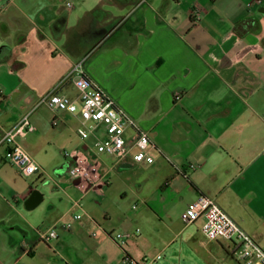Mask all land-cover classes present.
<instances>
[{
  "label": "crops",
  "instance_id": "obj_1",
  "mask_svg": "<svg viewBox=\"0 0 264 264\" xmlns=\"http://www.w3.org/2000/svg\"><path fill=\"white\" fill-rule=\"evenodd\" d=\"M83 57L88 75L149 133L152 163L96 153L77 119L43 101L54 89L78 96L68 74ZM26 114L34 129L17 140L44 175L21 174L0 147V264L58 252L60 241L41 233L70 231L75 200L82 208L121 170L149 174L139 191L129 187L131 198L175 236L182 210L203 192L264 246V0H0V136ZM75 148L98 162L101 181L86 192L69 176L65 150ZM73 220L97 222L89 213ZM210 241L234 259L230 241Z\"/></svg>",
  "mask_w": 264,
  "mask_h": 264
},
{
  "label": "built area",
  "instance_id": "obj_2",
  "mask_svg": "<svg viewBox=\"0 0 264 264\" xmlns=\"http://www.w3.org/2000/svg\"><path fill=\"white\" fill-rule=\"evenodd\" d=\"M199 18V13H196ZM197 18V19H198ZM86 57L79 59L72 67L68 78L73 79L79 93L76 98L54 89L43 101L56 113L65 112L77 119L76 133L82 140L93 139V150L98 153L112 154L119 161L131 157L135 162L152 163V141L146 130L140 129L133 117L123 110L116 99L93 80L85 70ZM176 97H180L177 94ZM54 122H58L55 116ZM34 129L26 114L16 125L7 129L0 136V147L4 154L21 174L44 173L38 161L17 140ZM133 129V132H129ZM65 155L73 160L69 167V176L84 192L95 188L101 181L98 162H91L89 154L82 148L65 150ZM193 167V165H191ZM187 175L185 171H182ZM75 206L81 208V201L75 200ZM136 207V206H134ZM80 212L73 214L74 219H81ZM185 224L202 220L201 231L209 240H226L233 244L232 256L236 264H264V246L247 232L212 196L199 193L181 212ZM65 229L72 227V221L64 223ZM136 231H110L108 234L120 245L125 246ZM96 231L92 233L95 235ZM56 226L41 233L44 241L58 238ZM161 258L158 253L153 257L144 256L134 259L125 254L123 264H156Z\"/></svg>",
  "mask_w": 264,
  "mask_h": 264
},
{
  "label": "rangeland",
  "instance_id": "obj_3",
  "mask_svg": "<svg viewBox=\"0 0 264 264\" xmlns=\"http://www.w3.org/2000/svg\"><path fill=\"white\" fill-rule=\"evenodd\" d=\"M56 156L65 160L64 149L60 150V154L56 153ZM119 172L124 178L112 179L103 194L90 192L82 199V208L75 211L83 217L92 214L97 221H94L92 228L81 227L80 220H73L72 217V229L66 230V233L59 230L60 236L51 241H60L59 251H48L47 245L51 244L43 242L48 252L44 255L37 253L30 259V263L40 264L42 258H47L46 264H66L69 258L75 264H120L124 261L126 249L134 259L153 257L160 253L161 258L156 264H235L222 244L210 241L203 234L200 229L201 219L188 225L182 218L176 220L175 225L180 232L175 236L157 216L140 212L139 201L131 198L129 187L139 191L140 180H149V174L133 175L128 170ZM52 173L56 172L53 170ZM123 188L128 191V197L122 194ZM135 203L138 204L137 208H133ZM68 220L70 218L65 222ZM47 226L41 227V231L46 230ZM137 228L138 235L129 238L123 247L108 234L112 230L130 232ZM94 231H99L97 236H92Z\"/></svg>",
  "mask_w": 264,
  "mask_h": 264
},
{
  "label": "trees",
  "instance_id": "obj_4",
  "mask_svg": "<svg viewBox=\"0 0 264 264\" xmlns=\"http://www.w3.org/2000/svg\"><path fill=\"white\" fill-rule=\"evenodd\" d=\"M125 253L127 254L126 250L124 249Z\"/></svg>",
  "mask_w": 264,
  "mask_h": 264
}]
</instances>
